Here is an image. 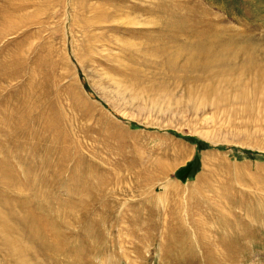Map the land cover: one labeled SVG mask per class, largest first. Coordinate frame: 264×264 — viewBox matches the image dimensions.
<instances>
[{"label": "rangeland", "instance_id": "rangeland-1", "mask_svg": "<svg viewBox=\"0 0 264 264\" xmlns=\"http://www.w3.org/2000/svg\"><path fill=\"white\" fill-rule=\"evenodd\" d=\"M217 20L237 31L253 29L264 46V0H0V65L21 73L6 70L11 80L0 82V141L20 147L14 152L20 160L8 157L11 164L19 161L35 176L47 173L37 164L44 157L29 151L36 140L15 136L13 122L25 114L40 121L53 105L55 119L78 148L71 145L69 160L54 176L58 199L81 207L82 195L68 194L78 189L68 184L75 167L125 176L107 186L105 196L95 186L97 200L88 209L90 219L98 220L71 227L65 257L48 250L40 260L264 264V95L251 104H218L214 96L201 102L198 94L194 100L186 82L167 75L160 53L177 46L174 37L189 39L191 26L202 29ZM134 78L138 86L130 84ZM76 105L102 112L109 119L101 120L106 129L125 136L118 137L121 145L97 134ZM35 124L26 125L27 131H38ZM41 134L50 137L52 131L47 127ZM73 152L83 158L81 166ZM156 157L172 164L162 185L132 183L139 164ZM174 185L181 193L173 192ZM102 212L109 214L99 220ZM49 215L55 226L58 218Z\"/></svg>", "mask_w": 264, "mask_h": 264}, {"label": "bare ground", "instance_id": "bare-ground-1", "mask_svg": "<svg viewBox=\"0 0 264 264\" xmlns=\"http://www.w3.org/2000/svg\"><path fill=\"white\" fill-rule=\"evenodd\" d=\"M218 20L216 21L217 24L214 21L206 22L202 29L191 26L189 31L191 38L179 40L174 37L172 43L177 45L175 48L173 46L172 48L160 49L164 60L163 64L165 63L168 72L167 75L169 77L171 75L175 76L178 80L186 82L189 97L194 99L193 97L198 94V96H201V102H206L207 100L204 101V98L209 96H214L212 100L217 101L218 104L224 100L248 103L254 100L260 101V97L264 95V46L261 44L262 40L259 39L263 38H255L251 31L253 29L250 30L246 27L245 30L237 31V28L233 29L221 23L218 24ZM185 32L187 33L188 30ZM185 36L188 35L185 34ZM9 66L10 64L6 63L0 65V82L7 81L6 78L11 80L10 77L4 76L6 70L17 71V67L8 69ZM15 74H18L17 76L21 75L18 71ZM130 84L137 85L135 78L131 80ZM44 93L47 95L46 92ZM99 95L103 101L108 102L104 96ZM51 102L52 99L49 100V103ZM78 103H82V100ZM213 104L215 103L213 102ZM80 105H76L78 112L80 111L81 116L84 118H88L89 122L94 123L97 134L106 140L115 141L118 145H121L122 141L118 137L125 136L120 133L117 137L106 129L103 122H109V119L103 120L105 115L102 112L92 105L81 107ZM46 111L48 115L45 114L40 121L33 120L32 115L29 114L20 115L21 117L17 115V120L13 122V129L15 136H19V138L25 137L31 141L32 139L36 140L31 146L29 145V151L40 153L44 157L37 164L39 168L41 166L46 167L47 173L35 176L34 172H28L31 171L30 168H21L18 165L20 156L14 153L18 149L20 150V147L12 148L11 144L0 141V146L4 145L3 148H0V256L3 257L4 264H46V260H40L39 256L48 250L65 257L68 253L71 227L74 224L82 226V223L92 217L88 207H93L97 200L95 186L98 187L101 195L105 196L107 186L122 183L125 179V176L121 173L115 172L108 175L103 172L102 168L92 166L90 168L84 164V168L75 167L77 175L75 178L70 177L68 183L78 186L76 187L78 189L69 190L70 192L65 190L69 195L76 194L74 192L82 195L79 200L80 203L82 202L81 207L72 206L69 201L70 198L66 197L64 202L63 199H58L59 197L55 193L57 186L55 185L54 176L58 177L60 174L59 167L63 162L69 160L71 145L73 144L76 148L77 144L71 141V138H68V133L55 119L53 105H49ZM95 114H98L99 118H96ZM6 119L10 120L11 118ZM47 121L50 125H46ZM4 122L6 123V120ZM30 122L33 124L38 122L36 123L39 124L38 131L29 129L27 131L26 125L31 124ZM47 127L48 130L52 131V136L43 137L42 134L40 135V131L45 130ZM10 142H13V138H10ZM45 142L51 145L43 146ZM75 152H73V158L78 156ZM80 156H78L76 166L83 164L81 162L83 158L81 159ZM8 157L13 158L14 161L18 159L16 161H18L17 165L19 167L12 165ZM50 157H52L53 162ZM75 159L77 160V157ZM171 165L156 157L149 162L139 164L131 177H128L132 183L136 184L156 183L158 185L161 183L160 185H162ZM48 169H50L52 176H49ZM83 169L82 173L81 170ZM78 172L81 173L78 175ZM167 187L168 185L163 186V188ZM173 187L175 194L181 193L182 189L180 187H177L178 189L175 185ZM91 190H93V193L89 196ZM85 195H88L89 198L85 199ZM166 195L168 197V194ZM193 195L194 192H190V196ZM53 204L56 205V210L52 208ZM52 213L53 216L58 218L55 226H51L48 218V215H52ZM108 214V212H102L99 220ZM74 215H78V218H70ZM90 220L91 223H94L98 219ZM47 238L50 239L49 242L46 240Z\"/></svg>", "mask_w": 264, "mask_h": 264}, {"label": "trees", "instance_id": "trees-1", "mask_svg": "<svg viewBox=\"0 0 264 264\" xmlns=\"http://www.w3.org/2000/svg\"><path fill=\"white\" fill-rule=\"evenodd\" d=\"M187 167H188V166L184 167V168H183V170H186V169H187ZM178 172H180V170H179ZM178 172H177V174H178Z\"/></svg>", "mask_w": 264, "mask_h": 264}]
</instances>
